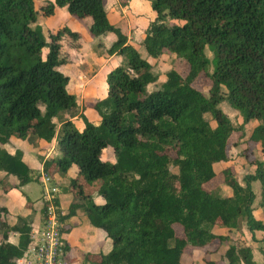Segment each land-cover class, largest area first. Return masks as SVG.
I'll use <instances>...</instances> for the list:
<instances>
[{
  "label": "trees",
  "instance_id": "16d2710c",
  "mask_svg": "<svg viewBox=\"0 0 264 264\" xmlns=\"http://www.w3.org/2000/svg\"><path fill=\"white\" fill-rule=\"evenodd\" d=\"M38 1L0 0V170L15 176L18 186L31 182L22 152L10 153L5 145L13 136L46 142L56 137L59 153L44 160L43 169L55 165L66 173L75 167L86 185L99 186L103 198L96 203L92 191L71 180L73 203L60 219L81 208L87 222L106 233L111 249L95 264H183L187 250L203 249L206 255V246L223 242L228 264H255L251 246L213 229L239 228L244 221L253 238L260 231L264 241L252 189L259 181L258 206L264 210V0H150L156 17L138 48L110 22L106 0ZM57 7L78 20L89 17L94 51L121 59L107 73L105 96L91 105L100 122L79 112L82 129L69 118L55 121L78 107L67 89L71 57L63 46L80 36L67 26L45 32L40 17L52 16ZM110 34L114 38L108 40ZM164 50L181 57L185 68H171L161 80L149 58ZM200 74L211 80L208 95L193 84ZM224 99L240 112L242 125L255 121L248 134L219 107ZM231 138L252 171L241 184L231 167L223 169L220 183L231 195H221L220 183L211 184L213 165L229 161ZM107 149L113 161L103 159ZM6 212L1 206L0 264H18L32 226L22 217L10 225ZM12 231L19 235L17 244L8 241Z\"/></svg>",
  "mask_w": 264,
  "mask_h": 264
},
{
  "label": "crops",
  "instance_id": "0c3cea01",
  "mask_svg": "<svg viewBox=\"0 0 264 264\" xmlns=\"http://www.w3.org/2000/svg\"><path fill=\"white\" fill-rule=\"evenodd\" d=\"M58 14H61L59 18H57ZM87 18L77 21V19H74L67 12L66 8L57 7L55 9V13L52 16H45V18L42 19L43 22L42 26L45 30L47 29L51 32H55L58 28L67 26L71 30L76 31L80 34L77 40L73 41L72 45L66 46L67 50L66 49L63 50L69 53V56L71 57V61L73 60L75 55H77L76 60L83 62L82 67L85 70L83 73H77L78 80H75L77 83L76 86L80 88L82 92L86 91L85 92L86 97L84 99L87 100L90 99L91 102L94 103L98 99L102 98L106 93V87H107L105 80L106 70L107 69L110 70L111 65L115 62V64H113L115 66L121 61V59L114 56L105 57L97 54L94 51L93 47L96 44L97 39L92 38L88 33V28L91 24V20L89 21ZM114 26H119V25L114 24ZM67 37H68L67 35L63 36V39H67ZM112 38H114L113 34H110L107 37L108 40H111ZM128 42L131 43L129 37H128ZM139 46L140 44H137L134 47L138 48ZM65 73H66V69H65ZM66 74L69 76V73ZM71 81L72 80H70L69 77L67 89L68 87H70ZM79 99L80 100L82 99L81 102L83 101L82 95L81 97H79ZM79 99L77 98V103L79 102ZM87 111H90L89 108L84 110V113ZM86 116L88 117L87 114ZM76 117L77 116L70 119L75 123L78 129H82L83 124L80 120L76 119ZM90 118L92 120L96 119V121L98 119L94 116ZM90 118L88 117V119ZM5 147L10 153H14L15 150H19L22 152L23 155L22 160L28 165L32 177L35 178L36 181H39L43 184L49 182L51 183L52 179L48 175L51 166L47 169V171H45L43 169V164L41 163L40 159L44 161L51 155H57L59 153L57 150L56 137L53 138L51 142H46L44 140H39V139L20 140L17 139L15 136H13L10 139V142L5 145ZM107 153H106V159L113 161L112 160L113 154L109 156ZM103 159H105V153H103ZM218 165H221L223 169L232 166L233 167L232 170H235L234 171L235 175L237 174L238 167L232 162V160H229L228 162L215 163L213 165L215 173ZM69 170H73V172H75L76 176H74V179L77 180L79 184H83V186H86L85 189H87L88 191H92L91 197L93 198V200L95 201V197H97L96 203H102L100 202V198H99L100 195L98 194V192H96V189L94 187H92L93 189L89 188L91 185H86L83 177L80 174H78L77 169L75 167H72ZM57 173L61 175L66 174V173L58 172V169H57ZM45 176L49 177L48 182L43 181ZM0 180H3V184L0 183V207L4 206L6 208L7 212L4 216L6 217L9 224L10 225L16 224L18 218L22 217L27 219L30 222L29 224L31 226L33 227L40 226L43 222V209H42L43 203H39L38 201H31V199L29 200V197L25 194L24 191V188L28 186V183L25 185L18 186V180L15 176L11 174H7L6 172L1 170H0ZM70 183L71 181L64 180L63 177V179H59V182L52 184V187L55 186L56 188L60 187L62 189V191L60 192L59 196L56 199L58 209L61 213L60 219L61 217H64L68 213L70 209V205L71 203H73L74 191L69 188L68 185H70ZM211 184L215 186L219 183L214 182ZM224 188L228 193L227 195H231V190L227 186L222 185L221 189ZM46 190L47 189L45 188L44 193ZM253 190H254L255 198L256 199L259 198L256 205L253 204V215L255 218L262 219L264 221V210H262L258 206V202L260 200V190L258 192H256L255 189ZM61 225L62 228L63 226L66 225L68 227V231L64 232V238L67 242L68 251H69L68 264H95L99 260L100 254L103 253L105 254L110 251L112 246L111 240L107 237L106 233L103 230L93 227L87 222L85 214L81 208L76 209L74 214L61 221ZM213 232L218 235L229 234L231 237L245 241L246 245L252 247L253 260L255 264H264V262L257 263L255 261L257 250L261 246H264V241L261 240L262 238L261 232L259 231L255 232V237H256L255 240V238H253L252 236V233L246 227L245 222L244 225L240 223L239 228H232V229H228L224 226H215ZM18 236L19 235L17 232H13V231L9 232L8 241L13 244H17ZM0 238H1V231H0ZM241 242L239 243L241 244ZM227 247H228V242H223L219 246L217 244H213L212 246H206L205 250L208 252V254L206 255L203 253V249L197 248V249L187 250L186 253H184V255L182 256L183 264H205L204 262L205 258L214 261H220L222 264H225L227 260L224 258V252L227 249ZM261 253L263 257V252Z\"/></svg>",
  "mask_w": 264,
  "mask_h": 264
},
{
  "label": "rangeland",
  "instance_id": "374dc122",
  "mask_svg": "<svg viewBox=\"0 0 264 264\" xmlns=\"http://www.w3.org/2000/svg\"><path fill=\"white\" fill-rule=\"evenodd\" d=\"M37 3L38 2H36V4ZM105 9L108 12V17L110 19V22L112 24L119 25V26H116L117 28H120V26H121V32L127 33V36L129 37L130 42H131L130 44L133 46L141 43V41H142L141 39H143V37H144L145 29L147 28V26L152 21L155 20V17H156L155 12L151 8L150 0H106ZM60 16H61V14H58L57 18H59ZM43 18H45V17H40V20H39V24H41V25L43 23L42 22ZM74 19H76V18H74ZM87 19L89 21L91 20L90 18H87ZM77 21H79V20L77 19ZM118 23H120V24H118ZM78 26H80V25H78ZM45 32H47V31L45 30ZM63 47H64L63 49L67 50L66 45ZM140 52H141L143 57L146 56L144 48H141ZM205 54L209 59H212V53L210 52V50L208 48H205ZM76 56L77 55H75L73 60L67 65V68H66V73H69L70 80H72L70 83L71 84L70 87H68V90L71 93L73 92L74 94H76L78 99L82 95L83 101L81 102L82 99L81 100L79 99L78 107L75 110H73L71 112H65L64 114H62V116H60V118H57L55 121L58 124H60L62 119L73 118L78 114V112H82V111L86 110L87 108H89L90 111L85 112L88 115V117L90 118V117L94 116V117L98 118L97 121H96V119L92 120L91 118L89 119V121H91L94 124H98L100 122V117L95 114V111L91 107V105H92L91 100L90 99H88V100L84 99L86 97V95H85L86 91L82 92L80 90V88H78L76 86L77 83L75 80H78L77 73H83L85 70L82 67L83 62L76 60ZM149 61L152 63V65L157 70V72H159V79H165L166 72L168 70H170L171 68H174L180 72L185 68V63H184L183 59L181 57L177 56L176 54L170 52L169 50H164L160 54V56L157 57L156 59L150 57ZM113 64H115V62ZM113 64L111 65V67L114 66ZM212 69H213V67H212V64L210 63V65L208 67L209 73L212 71ZM108 72H109V69L106 70L105 80H106V76H107ZM193 84L195 86H197L199 89H201L205 94H207V95L209 94V88L211 86V80L208 77H205L203 74H200L196 78V80L194 81ZM149 87H151V86L149 85ZM221 93L223 95H226L227 92H226L224 87H221ZM219 107L229 117V119L231 120L233 125L236 126V128L241 127L240 125H242V117L240 115V112L238 110L232 108L228 104L226 99H224L219 104ZM91 111H93V112H91ZM207 118L210 119V116L207 115ZM210 122L214 125L213 120L210 119ZM253 124H255V121L254 122L251 121V122H248V123H245L244 125H242L243 126L242 132L244 134H248L250 127ZM16 138L20 139L18 137H16ZM20 140H23V139H20ZM107 151H108V153H107ZM106 153L110 156V155H112V150L107 149L105 151V159H106ZM227 153L229 156V160H232V162L238 167V171L236 174L237 180L241 184H243L244 182H243L242 178L244 177L245 174L252 171V167L248 164V162H247L248 160H247L246 156L244 155L242 147L240 145L234 144V138H231V140H230V143H229L228 149H227ZM171 154L173 155L172 152H171ZM256 155H257L258 159H260V160L263 159V157L261 156V154L259 153L258 150H257ZM112 160H114V158ZM40 161L43 164V160L40 159ZM231 168H233V167L231 166ZM57 169L58 168L55 165H51V167H50V171L48 172V175L52 179L51 183L49 182V183L43 184L39 181H36L35 178H33V180L28 183V186L24 188V191H25V194L29 197V200L31 199V201H38L39 203H43L44 202L43 194H44L45 188L46 189L51 188L52 184L59 182V179H63V177H64V180H68V181L74 180V176H76V174H75V172H73V170H69L68 172H66L65 175H61V174L57 173ZM171 170H175V167L171 166ZM222 170H223V167L221 165H218L216 168V177L214 178L212 183H214V182L220 183V181L222 180L221 179L222 175H220V173H218V172H221ZM233 171H235V170H233ZM31 176H32V174H31ZM65 177H67V178H65ZM222 185H224V184L221 182L219 184V186L221 187ZM92 187H94L96 189V192H97L96 185L94 184V186H93V184H92L89 188H92ZM69 188H70V186H69ZM252 189H255L256 192H258L260 190L259 181L252 182ZM61 191H62V189L60 187H57V192L55 193L56 197L59 196ZM220 194L221 195H227L228 193H227L226 189L224 188V189L220 190ZM99 198H100V202H103V198L101 196H99ZM258 199L255 198V201L253 203L254 205H256ZM96 200H97V197H95V202H97ZM241 223L244 225V221H242ZM0 240H1V238H0ZM261 252H264V246H261L256 252V257H255L256 260L255 261L257 263H263L264 262V259L262 257ZM66 253H67L66 254V262L68 264V259H69L68 258V254H69L68 249H67ZM225 264H227V262H225Z\"/></svg>",
  "mask_w": 264,
  "mask_h": 264
},
{
  "label": "built area",
  "instance_id": "2783aa9c",
  "mask_svg": "<svg viewBox=\"0 0 264 264\" xmlns=\"http://www.w3.org/2000/svg\"><path fill=\"white\" fill-rule=\"evenodd\" d=\"M49 181V177L43 179ZM57 188L47 189L43 194V222L31 228L30 241L18 264H67V242L60 221V211L56 203Z\"/></svg>",
  "mask_w": 264,
  "mask_h": 264
}]
</instances>
